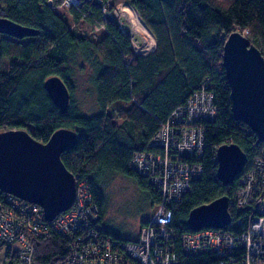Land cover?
Wrapping results in <instances>:
<instances>
[{"label":"trees","instance_id":"1","mask_svg":"<svg viewBox=\"0 0 264 264\" xmlns=\"http://www.w3.org/2000/svg\"><path fill=\"white\" fill-rule=\"evenodd\" d=\"M62 1L0 0V16L3 12L5 18L38 31L23 40L0 34V133L25 130L46 143L55 131L72 130L75 143L60 159L87 184L101 230L122 239L103 226L105 179L113 174L131 179L150 194L153 205L158 204L159 194L149 179L131 167L132 156L150 150L149 140L173 109L209 80L217 113L212 122L203 124L202 176L171 205V227L179 264H215L212 253L182 254L179 240L191 232L187 225L191 209L224 195L230 199L237 188L236 178L227 186L217 179L216 148L238 145L247 157L244 169L264 148L243 122L233 118L221 64L223 43L233 31L243 34L264 58V0H127L154 37L155 47L146 55H134L129 38L114 23L103 22L100 6L81 2L77 8L69 7L68 21L57 12L66 8ZM89 10L91 14L85 15ZM94 25L103 30L96 33ZM87 65L96 105L91 114L83 113L73 97L75 73ZM51 76L60 77L68 88L65 114L59 113L44 89ZM3 198L0 192V202ZM30 241L33 264L64 262L72 254L67 248L71 239L51 226L46 236ZM6 259L8 264L17 263L9 252Z\"/></svg>","mask_w":264,"mask_h":264},{"label":"built area","instance_id":"2","mask_svg":"<svg viewBox=\"0 0 264 264\" xmlns=\"http://www.w3.org/2000/svg\"><path fill=\"white\" fill-rule=\"evenodd\" d=\"M87 1L100 6L103 22L114 23L121 34L129 37L132 46L133 37L118 17L105 13L100 0ZM78 2L65 0L64 4L77 8L81 4ZM125 6L136 12L129 3ZM89 11L85 15H90ZM140 23L148 36H152L144 23ZM151 49L148 41L146 48L133 52L141 55ZM210 87L209 80L202 82L155 132L147 145L150 150L136 151L132 156L131 167L149 179L160 197L137 238L117 239L106 235L101 230L99 212L87 184L75 177L71 207L52 221L44 219L37 205L4 194L0 202V243L16 246V264H33L30 238L46 236L49 226L71 239L67 245L71 256L52 264H179L176 233L171 227V205L189 190L191 181L202 176L199 161L204 149L203 124L212 122L217 113ZM236 180L237 188L229 199L230 215L234 218L225 228H202L181 235L182 254L212 253L217 258L215 264H264V148ZM238 225H243L241 231L235 230Z\"/></svg>","mask_w":264,"mask_h":264},{"label":"water","instance_id":"3","mask_svg":"<svg viewBox=\"0 0 264 264\" xmlns=\"http://www.w3.org/2000/svg\"><path fill=\"white\" fill-rule=\"evenodd\" d=\"M0 34L21 40L38 31L1 16ZM221 64L233 118L264 143V58L243 34L233 31L223 43ZM44 89L59 113L65 114L70 94L62 79L47 78ZM75 140L76 134L70 129L55 131L46 143L38 142L25 130L0 133V192L38 205L46 221L69 209L75 195V178L60 156L71 149ZM215 162L217 179L227 186L243 170L247 157L238 145L224 143L216 148ZM230 221L226 195L194 207L187 216L191 231L219 229Z\"/></svg>","mask_w":264,"mask_h":264},{"label":"rangeland","instance_id":"4","mask_svg":"<svg viewBox=\"0 0 264 264\" xmlns=\"http://www.w3.org/2000/svg\"><path fill=\"white\" fill-rule=\"evenodd\" d=\"M62 2V5L66 8L58 9L57 12L59 14L65 15V18L69 21L70 16L67 10V8H69V5L64 4L65 0H63ZM81 2L86 3L88 1L79 0L78 3ZM126 4L128 5L127 0H108L102 6L104 8V11L106 10L105 13L110 12V14L117 16L118 19L122 22L123 27H126V29L131 32V35L133 37V39L131 38L132 51H138L144 48L147 45L145 43L146 40L147 43L149 41V44L153 49L155 47V41L153 40L154 38L148 35L143 38L139 35H143L142 30L144 28H138L131 17L129 18L128 15L124 12L128 11V8L125 6ZM109 7L111 8V10H109ZM113 9L114 12H112ZM1 15L3 16L4 14ZM132 17L134 19L137 18L136 16ZM139 20L143 23V21H141V18L138 16V21ZM94 29L96 33L103 30L102 27H97ZM136 30H138L139 33H136ZM98 37L99 35L94 38ZM26 38L27 37L23 39ZM152 49L148 52L152 51ZM148 52L143 53V55H146ZM90 76L91 70L87 65V67L84 68L83 71H76L75 77L73 78L74 104L79 109H81L83 113L86 114H91L96 110L95 95L91 90V85L89 82ZM105 182L106 183L104 189L107 199V209L103 216V226L107 229L108 232L122 239L133 240L137 238L142 223L153 213L155 207L151 200L150 194L145 189L139 187L138 184H136L131 179L122 177L118 174H113L107 177L105 179ZM227 226L228 225H225L224 228Z\"/></svg>","mask_w":264,"mask_h":264},{"label":"crops","instance_id":"5","mask_svg":"<svg viewBox=\"0 0 264 264\" xmlns=\"http://www.w3.org/2000/svg\"><path fill=\"white\" fill-rule=\"evenodd\" d=\"M16 246L15 245H10V246H3L2 248L0 247V264H8V260L6 259V254L9 252L10 255L14 254Z\"/></svg>","mask_w":264,"mask_h":264},{"label":"bare ground","instance_id":"6","mask_svg":"<svg viewBox=\"0 0 264 264\" xmlns=\"http://www.w3.org/2000/svg\"><path fill=\"white\" fill-rule=\"evenodd\" d=\"M127 15H128V17L130 18L131 17V19L134 21V23H135V25L138 27V28H142V25H141V23H140V21H138V17L136 16V15H133V14H131L130 12H129V10L128 11H124ZM132 16H136L137 18H133ZM142 21V20H141ZM142 33H143V35L142 34H139L140 36H142L143 38H145V36H147L148 35V33H147V31L145 30V29H143L142 30ZM130 34H131V32H130ZM132 36V35H131ZM146 40V39H145ZM145 43L147 44V40L145 41ZM144 43V44H145ZM145 47H147V45L145 46ZM144 47V48H145ZM144 48H142V49H144ZM236 229H238V228H236ZM235 229V230H236ZM237 231V230H236ZM106 235H108L107 233H106ZM175 240V239H174Z\"/></svg>","mask_w":264,"mask_h":264}]
</instances>
